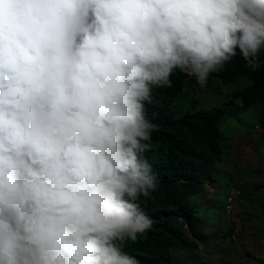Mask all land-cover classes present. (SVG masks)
Listing matches in <instances>:
<instances>
[{"label":"clouds","instance_id":"obj_1","mask_svg":"<svg viewBox=\"0 0 264 264\" xmlns=\"http://www.w3.org/2000/svg\"><path fill=\"white\" fill-rule=\"evenodd\" d=\"M237 56L262 66L264 0H0V264H148L151 105Z\"/></svg>","mask_w":264,"mask_h":264},{"label":"trees","instance_id":"obj_2","mask_svg":"<svg viewBox=\"0 0 264 264\" xmlns=\"http://www.w3.org/2000/svg\"><path fill=\"white\" fill-rule=\"evenodd\" d=\"M244 77L249 78L251 84L231 91L228 97L232 100L226 102L225 107L216 113L198 108L201 105L199 94L205 96L204 93L213 91L225 94V86ZM257 104L262 106L259 125L264 140V60L261 68L254 72L237 56L222 71L210 75L206 88H201L194 78L179 75L151 105L152 113L173 121L157 124L159 127L153 135L152 154L164 172L161 187L153 196L158 222L146 237L135 244L128 242V247L137 250L148 264H188L181 252L197 248V240H206L200 231L201 225L206 226L208 221L215 224V215L222 218V213L227 212L229 194L223 211L219 203L202 204L198 199L205 194L207 183L218 182V166L235 148L222 133L221 124L234 109L242 113ZM179 172L181 176L172 178ZM164 214L167 217L161 218ZM234 232V228L229 231Z\"/></svg>","mask_w":264,"mask_h":264},{"label":"rangeland","instance_id":"obj_3","mask_svg":"<svg viewBox=\"0 0 264 264\" xmlns=\"http://www.w3.org/2000/svg\"><path fill=\"white\" fill-rule=\"evenodd\" d=\"M249 84L251 80L244 77L225 86V94L217 91L204 93L205 96L199 94L198 108L216 113L232 100L228 97L231 91L244 89ZM234 110L221 124L222 133L233 143L234 151L219 164L218 182L207 183L205 194L198 201L219 203L223 211L228 187L238 182L245 183L247 197L245 194V202L231 214L222 213V218L215 215V224L208 221L206 226L201 225L200 231L206 240H197V248L181 252L188 264H264V140L259 125L262 106L257 104L242 113L237 108ZM232 228L235 232L230 234Z\"/></svg>","mask_w":264,"mask_h":264},{"label":"built area","instance_id":"obj_4","mask_svg":"<svg viewBox=\"0 0 264 264\" xmlns=\"http://www.w3.org/2000/svg\"><path fill=\"white\" fill-rule=\"evenodd\" d=\"M242 195H243V192H242L241 188L235 187L232 190V193L229 196V202H228V211L229 212H232L234 210V207L237 203V200L239 198H241Z\"/></svg>","mask_w":264,"mask_h":264},{"label":"bare ground","instance_id":"obj_5","mask_svg":"<svg viewBox=\"0 0 264 264\" xmlns=\"http://www.w3.org/2000/svg\"><path fill=\"white\" fill-rule=\"evenodd\" d=\"M173 121V120H172ZM165 122H169L168 120H165ZM154 172H157V174H159V172L161 171H154ZM176 176H181V172L177 173L175 176H173L172 178H176ZM170 193V191H169ZM162 217V216H161Z\"/></svg>","mask_w":264,"mask_h":264}]
</instances>
